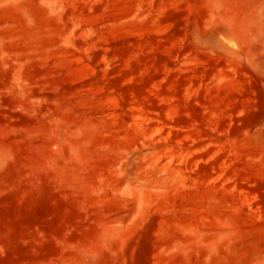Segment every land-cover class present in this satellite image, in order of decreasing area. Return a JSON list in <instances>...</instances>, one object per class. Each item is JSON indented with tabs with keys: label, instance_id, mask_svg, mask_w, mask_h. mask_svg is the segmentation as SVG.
Returning a JSON list of instances; mask_svg holds the SVG:
<instances>
[{
	"label": "rangeland",
	"instance_id": "obj_1",
	"mask_svg": "<svg viewBox=\"0 0 264 264\" xmlns=\"http://www.w3.org/2000/svg\"><path fill=\"white\" fill-rule=\"evenodd\" d=\"M0 264H264V0H0Z\"/></svg>",
	"mask_w": 264,
	"mask_h": 264
}]
</instances>
